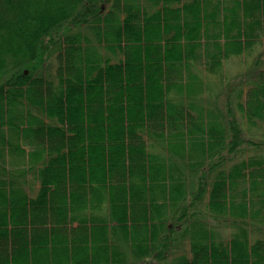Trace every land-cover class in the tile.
<instances>
[{"label": "trees", "instance_id": "16d2710c", "mask_svg": "<svg viewBox=\"0 0 264 264\" xmlns=\"http://www.w3.org/2000/svg\"><path fill=\"white\" fill-rule=\"evenodd\" d=\"M0 264H264V0H0Z\"/></svg>", "mask_w": 264, "mask_h": 264}, {"label": "rangeland", "instance_id": "374dc122", "mask_svg": "<svg viewBox=\"0 0 264 264\" xmlns=\"http://www.w3.org/2000/svg\"><path fill=\"white\" fill-rule=\"evenodd\" d=\"M262 49V45L257 44L253 50L251 52L248 53H244L242 56H238V57H232L229 60L225 61L224 67H225V71L226 73H228L229 75H231L230 77H228V81L224 82V87L227 85L228 82L231 81V84L234 86V82L233 80L237 79V76H233L235 74H237L238 72H240L241 70H243L247 65L248 62L251 61V59ZM53 63L54 65V61L50 62ZM223 95L222 97L227 95V92L225 91H221ZM238 116H239V121H240V125L242 126V128L244 129L245 133L248 136H252V137H258L261 133V125H252V124H248L246 121V118L244 116L241 115V112L238 111ZM29 178L31 179V176H29ZM229 231L230 229H225L224 234L225 236L229 235Z\"/></svg>", "mask_w": 264, "mask_h": 264}, {"label": "bare ground", "instance_id": "6f19581e", "mask_svg": "<svg viewBox=\"0 0 264 264\" xmlns=\"http://www.w3.org/2000/svg\"><path fill=\"white\" fill-rule=\"evenodd\" d=\"M6 71V70H5ZM58 71V70H57ZM56 72V71H55ZM52 73V72H51ZM50 78H51V76H50ZM139 79V78H138ZM47 92V91H46ZM119 93H121V92H119ZM79 97V96H78ZM120 97V96H119ZM127 97V96H126ZM80 100V99H79ZM130 100V99H129ZM137 100V99H136ZM82 101V100H81ZM136 104V103H135ZM240 104V103H239ZM227 106V105H226ZM78 107V106H77ZM88 108V107H87ZM83 109V108H82ZM235 111V110H234ZM209 112H210V110H209ZM214 113V112H213ZM229 113V112H228ZM87 114V113H86ZM251 114V113H250ZM232 115V114H231ZM219 118V117H218ZM233 118V117H232ZM223 120V119H222ZM253 120V119H252ZM222 122V121H221ZM239 135V134H238ZM237 140V139H236ZM261 141V140H260ZM237 142V141H236ZM168 144V143H167ZM240 144V143H239ZM50 150V149H49ZM11 151V150H10ZM51 151V150H50ZM262 151V150H261ZM245 152V151H244ZM241 153V152H240ZM263 157V156H262ZM240 160V159H239ZM255 160V159H254ZM243 162V161H242Z\"/></svg>", "mask_w": 264, "mask_h": 264}]
</instances>
